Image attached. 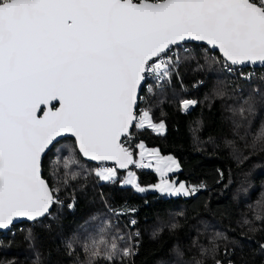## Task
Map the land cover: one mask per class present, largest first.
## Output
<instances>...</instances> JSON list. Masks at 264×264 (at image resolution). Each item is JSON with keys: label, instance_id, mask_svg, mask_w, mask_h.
Returning <instances> with one entry per match:
<instances>
[{"label": "snow or ice", "instance_id": "obj_1", "mask_svg": "<svg viewBox=\"0 0 264 264\" xmlns=\"http://www.w3.org/2000/svg\"><path fill=\"white\" fill-rule=\"evenodd\" d=\"M190 42L218 51L220 60L212 62L228 74L234 66L264 64V0H0V230L18 218L35 223L51 217L68 185L69 173L61 170L73 166L101 186L117 182L118 170H125L121 182L138 192L147 189L132 167L154 169L159 183L152 187L160 193L195 194L197 187L167 179L180 167L174 157L147 148L135 135L165 131L164 122H154L151 105H141L154 88L182 79L181 67L196 60ZM203 59L208 63L210 57ZM215 95L226 93L218 89ZM197 103L182 98L179 107L188 112ZM230 110L244 122L239 138L251 136V147L264 148V123L253 131L247 119L255 112L252 97ZM66 134L74 138L73 155L56 159L46 178L44 159L68 147L62 144ZM81 160L97 164L85 168ZM105 206L114 221H105L109 226L98 238L86 239L85 259L77 256L76 264H130L137 253L140 232L132 230L137 221L119 222L135 209L118 212L107 201ZM31 236L29 230L26 238ZM66 247L72 257V242ZM208 251L201 248L200 259L178 264H204ZM34 264H40L39 254Z\"/></svg>", "mask_w": 264, "mask_h": 264}, {"label": "trees", "instance_id": "obj_2", "mask_svg": "<svg viewBox=\"0 0 264 264\" xmlns=\"http://www.w3.org/2000/svg\"><path fill=\"white\" fill-rule=\"evenodd\" d=\"M188 45L194 49L196 60L181 67L182 79L145 95L143 105H151L153 120L164 122L165 131L158 134L145 129L135 135L137 142L143 140L164 154H173L182 166L175 174L180 180L203 187L189 196L138 192L120 184V170L117 182L101 186L79 167L62 169L69 173L68 185L59 194L63 204L54 205L49 218L35 223L21 221L7 232L0 231V264H34L37 254L40 264H76L77 256L83 262L86 239L98 238L109 226L105 221H114L105 201L118 212L135 209L119 220L124 226L135 219L132 230L140 232V245L130 264H178L193 257L200 259L201 248L209 250L202 257L204 264H215V259L223 264L229 260L232 264H264V148L251 147V136L239 138L244 135V122L230 110L251 96L255 112L247 119L252 130L264 123V66H235L236 71L228 74L219 62H212L220 60L218 51H208L205 44ZM205 55L210 57L208 63L204 62ZM241 71L251 79L241 77ZM218 89L224 90V98L216 97ZM188 97L198 103L184 113L179 100ZM234 121L242 127L236 129ZM73 140L64 137L62 144L68 147L57 156L49 153L45 157L46 178L56 159L73 155ZM81 163L85 168L97 164L87 160ZM136 171L141 184L158 180L152 169ZM73 172L78 173L76 180L71 179ZM73 197L74 207L68 208ZM29 230L31 239L26 238ZM70 241L72 257L66 254ZM177 249L182 256H177Z\"/></svg>", "mask_w": 264, "mask_h": 264}, {"label": "rangeland", "instance_id": "obj_3", "mask_svg": "<svg viewBox=\"0 0 264 264\" xmlns=\"http://www.w3.org/2000/svg\"><path fill=\"white\" fill-rule=\"evenodd\" d=\"M154 122H157V121H154ZM160 122H161V121H160ZM140 141H142V142L146 145V147L149 148V149H157V150H159V152H160V154H161L162 156H172V157H174V158L177 160V162H178L179 165H180L179 169H178L177 171H175V172H171V173H169L168 176H167V179H169L170 181H175L177 184L180 183V182H183V183H185L186 186H189V187L195 186V187L198 188V190H199L200 188L203 187L201 184L187 183L185 180H180V179L175 175L178 171H180V170L182 169V166H181L180 162L178 161V159H177L173 154H170V153H169V154H164V153H162V152L160 151V149H159L158 147H156V146H149V145H147L146 142L143 141V140H139L138 142H140ZM132 170L135 171V172L137 173L136 169L132 168ZM152 170H154V169H152ZM125 174H126V172H125V171H122V177H123ZM157 175H158V174H157ZM137 177H138V182L140 183L138 173H137ZM118 179H119V170H118ZM119 182H120V184L124 185V184L121 182V179L119 180ZM157 183H159V175H158V180H156L155 182H152V183H149V184H141V183H140V185H141L142 187H145V188L147 189L145 192H147V191H158V190H156V189H154V188L152 187L153 185H155V184H157ZM158 192H159V191H158ZM197 192H198V191H197ZM197 192H196V193H197ZM196 193H195V194H196ZM165 195H168V194H165ZM193 195H194V194H193Z\"/></svg>", "mask_w": 264, "mask_h": 264}, {"label": "water", "instance_id": "obj_4", "mask_svg": "<svg viewBox=\"0 0 264 264\" xmlns=\"http://www.w3.org/2000/svg\"><path fill=\"white\" fill-rule=\"evenodd\" d=\"M190 43L204 44L203 42H190ZM205 45H206V44H205ZM208 47H210V46H208ZM241 66H244V67H246V66H251V67H262V66H264V64H261V63L257 62L256 64H245V65H241ZM65 137H70V135H67V134H66ZM95 163H97V162H95ZM107 163H110V164H111V162H107ZM120 171H125V170H120ZM21 221H27V220L24 219V218H18L17 220L14 221L13 225H12L9 229H7V230H0V231H2V232H7V231L11 230L16 224H18V223L21 222Z\"/></svg>", "mask_w": 264, "mask_h": 264}, {"label": "built area", "instance_id": "obj_5", "mask_svg": "<svg viewBox=\"0 0 264 264\" xmlns=\"http://www.w3.org/2000/svg\"><path fill=\"white\" fill-rule=\"evenodd\" d=\"M188 47H190L189 45H188ZM235 67V66H234ZM174 82V80L169 84V83H164V84H162V86H160V87H156V88H154V90L155 89H160V88H163V87H165V86H167V85H171L172 83ZM146 95V94H145ZM188 99H195V100H197L196 98H194V97H188ZM196 106V105H195ZM194 106V107H195ZM141 107H145L146 108V106L145 105H141ZM194 107H192V108H190L189 109V111H191ZM188 111V112H189ZM183 112V111H182ZM184 113H186V112H184ZM108 164V166H111V164L110 163H107Z\"/></svg>", "mask_w": 264, "mask_h": 264}]
</instances>
